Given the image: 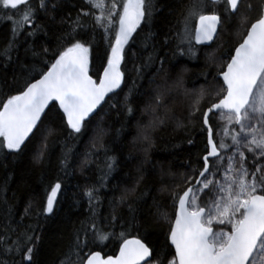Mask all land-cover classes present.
Masks as SVG:
<instances>
[{
	"label": "snow or ice",
	"instance_id": "6c2138e0",
	"mask_svg": "<svg viewBox=\"0 0 264 264\" xmlns=\"http://www.w3.org/2000/svg\"><path fill=\"white\" fill-rule=\"evenodd\" d=\"M85 2L92 9L99 10V15H94V25H85L78 15L69 26L70 30L56 37L57 51L50 52L45 46L37 50L31 45L25 49L26 57L31 53L32 64L29 66L19 62L24 87L19 94L10 95L6 102H0V155H3V149H7L14 159L22 156L32 142L41 136L42 130L47 132L43 139L47 141L52 137L55 143L61 135L59 122L66 136L60 158L62 170L70 166L69 159L73 154L68 141L79 140L91 132L90 147L93 151L85 154L84 163H89L87 157L100 150L97 148L99 144L106 156L100 183V187H103L104 177L115 171L117 158L108 155L110 149L105 144L111 132L110 126L102 127L100 122H93L97 117L103 121L100 116L103 112L100 107L102 102L110 104L114 97L120 95L116 90L121 89L125 81V72L122 70L125 46L138 29L144 33V47L152 48L147 57L148 64L159 61L161 69L157 71L165 70L169 74L171 68L164 69L166 57L161 59L154 55L157 46L153 42L157 37L154 20L161 11L157 0H120L119 3L110 0V5H106L105 0ZM22 4L26 5V9L19 19L14 18L15 13H3L14 25L12 40L3 50L5 69L12 62L17 37L26 26H31L38 10H43L55 22L53 13L57 4L54 2L38 0V5L33 6L29 0H0L3 9L17 10ZM221 8L222 11L218 10ZM257 8V16L249 15ZM83 15L89 13L84 12ZM60 23L66 21L61 18ZM233 25L236 28L235 35L239 37L238 46L225 48L224 54L217 57L216 52L225 46L222 37ZM86 27L93 30L91 38L86 36ZM96 28L103 31L110 52L106 49L103 54L96 52L93 55ZM38 32L48 35L43 25L36 24L34 29L27 32V37L34 38ZM112 35L114 43L109 39ZM158 43L161 48L174 45V58L186 56L196 60L197 53L204 52L206 65L217 64L218 71L216 76H212V81L219 85L218 90L212 94L202 89L188 113L189 117L199 113L201 103L208 96L214 101L218 98L202 113L210 148L202 158L203 169L194 177H187L185 183L191 186L183 193L175 190L170 193L174 213L170 214L154 202L158 212L155 222L169 225L162 243L150 239L148 229L152 223L151 217L138 216L139 209L134 206V202H128L127 195H122L119 203L127 205L129 219L119 223L123 217L118 216L113 209L110 218H103L109 221L113 229L106 231L105 226L99 223L95 209L91 208L87 227L82 222L81 230L74 235L68 257L61 264H264V0H258V5H253L251 0H190L183 6L177 25L164 33ZM196 45L205 47L198 49ZM208 48H213V51L208 52ZM49 55L54 62L45 59ZM168 63L170 65L171 62ZM38 64L46 66L47 71L38 67ZM92 69L96 73L95 79L90 74ZM186 70L182 69L171 83L163 78V82L151 90L154 95L146 107L155 113L157 108L167 107L166 100L173 92L190 95L184 87L182 75ZM210 75L209 72L203 73L206 81ZM219 77H222V84ZM16 80L14 75L13 83ZM33 80L35 82H31ZM152 83H155L154 79ZM110 93L113 96H109ZM131 93L132 89H129L124 98V106L129 114L134 111L129 103ZM106 97L108 101H105ZM57 103L60 112L56 111ZM110 106L116 107V104ZM210 114L218 115L220 120L225 121V127L216 132L218 140L213 138ZM45 121L49 122L47 127ZM176 123L177 127L184 126L179 120ZM163 124L164 118L155 116L142 131L137 125V135L132 138L131 144L135 146L139 142L147 145L139 149L145 162L154 146L151 132ZM231 125L238 126V129L233 128L230 132ZM227 139L231 142L226 143ZM245 150L251 154V160ZM49 155L45 143L34 159ZM210 157L213 158L211 163ZM129 158H132V152ZM249 165H254V170H250ZM10 179L11 176L8 177ZM141 180L142 172L136 185ZM4 187L6 190L7 180ZM61 190L60 182L51 186L50 191L46 189V204L35 212L37 218L45 214L47 218L56 215L60 203L57 197ZM129 191H135V187ZM161 191L167 189L162 188ZM98 192L99 188L95 185L86 190L90 205L92 201H98ZM4 203L7 205V200ZM32 209L30 201L24 214L29 215ZM7 215L12 217L13 206L7 207ZM117 226L121 228L118 233L114 230ZM129 229L136 233L132 238H129ZM38 230L37 219L36 226H28V230L17 235L13 246H7L9 237L6 236L3 241L6 246L0 254L13 258L0 261V264H37ZM114 240L120 242L118 255L105 256L101 251L92 250L93 246H103Z\"/></svg>",
	"mask_w": 264,
	"mask_h": 264
},
{
	"label": "trees",
	"instance_id": "16d2710c",
	"mask_svg": "<svg viewBox=\"0 0 264 264\" xmlns=\"http://www.w3.org/2000/svg\"><path fill=\"white\" fill-rule=\"evenodd\" d=\"M29 2L33 6L38 5V0H29ZM49 2L57 4L53 13L55 22L49 19V15L45 14L43 10H38L31 26H26L17 37L16 48L12 53V62L9 63L7 69L4 68L6 60L3 57V50L12 40L14 25L3 13H15L14 18L19 19L22 17L26 5H19L17 10L3 9L0 5V102H6L10 95L19 94V91L24 87L25 81L19 62L29 66L32 64L31 53L29 52L27 57L25 56L26 48L31 45L40 50L41 46H45L50 49V52L57 51L56 37L65 31H69V26L78 15L85 25H94V15H99V10L92 9L85 0H49ZM117 2L119 3L120 0ZM189 2L190 0H157L161 11L156 14L154 20V30L157 31L156 40L153 41L157 43L154 55L161 59L167 58L164 69H168L170 66V74L165 70L157 71L161 69L159 61L148 64L147 57L152 52V48L144 47V33L140 29L133 34L132 40L125 46V60L122 64V70L125 72V81L121 87L123 91L120 89L119 96L114 97L110 104L105 103L103 105V112L100 113L103 121L97 117V120L93 122L94 124L100 122L102 127L110 126L111 132L106 138L105 144L110 149L108 155L117 158L115 171L110 176L104 177L103 187H100V183L105 171L106 156L99 144L97 148L100 150L96 151L95 155L87 157L89 163H84L85 154L93 151L90 147L91 132L79 140L68 141V146L73 149V154L69 159L70 166L65 170H62L60 158L66 136L63 125L59 122L58 127L61 135L55 143L52 137L45 141L43 136H46L47 132L42 130L41 136L32 142L22 156H17L14 159L13 154H8V150L3 149V155H0V253L6 246L3 243L6 236L9 237L7 246H13L12 242L16 240L17 235L28 230V226H36L38 219L39 230L36 235L40 237V240L38 241V255L36 256L37 264H61V261L68 257L74 235L78 230H81L82 222H84V227H87V221L92 214L91 208L95 209L97 219L101 225L105 226L106 231L113 229L109 221L103 218H110L113 209L118 216L123 217L119 223H124L129 219L127 205L119 203L122 195H127L128 202H134V206L139 209L138 216L147 215L151 217L152 223L148 229L151 234L150 239L155 243L164 241L169 225L155 222L158 212L154 202L170 214L174 213L175 209L170 193L173 190L183 193L187 187L191 186L185 183L187 177H194L199 170L203 169L202 158L207 154L209 147L207 145V127L202 122V113L212 102L218 101V98L214 101L211 96H208L201 103L200 112L189 117L188 113L194 99L202 89L205 93L211 92L212 94L218 90L219 85L212 81V76H216L218 71L217 64L206 65L204 52H198V59L196 60H190L186 56L174 58L172 55L174 45L161 48L158 43L159 40L163 39L164 33L177 25V21L183 12V6ZM251 2L253 5H258V0H251ZM105 3L110 5V0H105ZM218 10L222 11V8ZM84 12H88L89 15H83ZM249 15L257 16L258 8ZM61 18L66 23H60ZM36 24L43 25L48 35L38 32L34 38L27 37V32L34 29ZM85 32L87 38H91L93 35L91 27H86ZM235 33L236 28L233 25L222 37L225 46L216 52L217 57L224 54L225 48L238 46L239 37ZM94 35L96 43L93 45V55L96 52L103 54L107 49L104 33L101 29L96 28ZM109 39L114 43V35L109 36ZM195 47L204 48L197 45ZM213 48H208L207 51L212 52ZM107 50L110 52V49ZM45 59L54 62L51 55ZM168 62H171L170 65ZM38 67L47 71V67L43 64H38ZM185 68L187 70L182 73L184 87L190 95H185L183 92H173L166 100L167 107L157 108L155 113L151 108H147L146 105L154 95L151 90L157 84L162 83L163 78H167L168 82L171 83L172 79ZM205 72L211 73L207 81L203 76ZM14 75L17 77L15 83H13ZM91 75L94 79L96 78L94 69L91 70ZM37 78L39 77L37 76ZM153 79L155 83H152ZM219 80L222 84L220 78ZM129 89H132V93L129 95V103L134 109L132 114H129L124 106L125 94L129 93ZM111 104H116V107H111ZM56 111L60 112L58 106ZM155 116L163 117L164 124L151 132L154 146L145 162L143 153L139 149L147 145L138 142L133 146L131 140L137 135V125L139 124V129L142 131L145 125L154 120ZM177 120L181 121L184 126L177 127ZM48 123L45 121V127L48 126ZM209 123L213 128L214 140H218L216 132L225 127V124L218 123L217 116L212 115ZM233 128L238 129V126H229V131L231 132ZM230 142V139L226 140V143ZM45 143H47V151L50 152V155L41 157L39 160L34 159ZM130 152H132V158H129ZM248 156L251 160L250 153ZM194 170L196 171L194 172ZM141 172L143 180L140 181L139 185H136V180ZM9 176H11L10 180H8ZM6 180L7 188L5 190ZM57 182L62 184L58 199L60 201L59 211L52 218H47V214L37 218L35 212L42 209L46 204V189L50 191L51 186ZM192 183H195V179ZM93 185L99 188L97 193L99 199L92 201L90 205L85 192ZM177 185H179L178 188ZM134 187L135 191H129ZM162 188H166L167 191H161ZM5 200L8 202L7 205L4 203ZM30 201L33 209L29 215H25L24 209ZM9 205L13 206V215L10 218L7 215ZM22 216L24 218L21 220ZM10 229H15V231ZM114 230L118 233L121 228L117 226ZM129 231V238L136 235L135 231L131 229ZM119 243V240L110 241L103 246H93L92 250L101 251L105 256L117 255ZM12 258L11 255L0 254V261H10ZM19 258L16 257V259Z\"/></svg>",
	"mask_w": 264,
	"mask_h": 264
},
{
	"label": "water",
	"instance_id": "95a60500",
	"mask_svg": "<svg viewBox=\"0 0 264 264\" xmlns=\"http://www.w3.org/2000/svg\"><path fill=\"white\" fill-rule=\"evenodd\" d=\"M197 46H198V47H205L204 45H197ZM90 74H91V71H90ZM219 78H220L221 81H222V77H219ZM121 87H122V84H121ZM119 90H120V89H117L116 91L119 92ZM112 95H113L112 93L109 94V96H112ZM107 100H108V97L105 98V101H107ZM53 103H56V102H53ZM104 104H105V102H102V104H101L100 107L102 108ZM57 106H58V103H57ZM58 108H59V106H58ZM99 110H100V109L98 108L97 111H99ZM45 111L47 112V109H46ZM60 111H61V110H60ZM94 115H95V114H94ZM210 116H211V114H210ZM209 150H210V148H209ZM212 159H213V158H211V157L209 158V160H212ZM59 196H60V193L58 194L57 199H59ZM54 211H55V208H54ZM101 254H102V253H101ZM102 255H103V254H102ZM117 255H118V253H117Z\"/></svg>",
	"mask_w": 264,
	"mask_h": 264
},
{
	"label": "rangeland",
	"instance_id": "374dc122",
	"mask_svg": "<svg viewBox=\"0 0 264 264\" xmlns=\"http://www.w3.org/2000/svg\"><path fill=\"white\" fill-rule=\"evenodd\" d=\"M217 122H218V123H224V124H225V121L220 120V119L218 118V115H217ZM230 151H231V149H230ZM245 154H246V156H247L248 159H249V156H248L249 153H247L246 150H245ZM251 159H252V158H251ZM262 159H264V158H262ZM249 160H250V159H249ZM246 163H247V161H246ZM249 168H250V170H254V165H249Z\"/></svg>",
	"mask_w": 264,
	"mask_h": 264
}]
</instances>
